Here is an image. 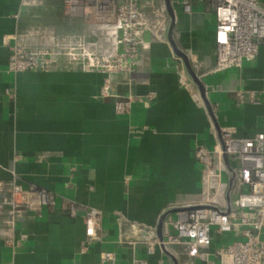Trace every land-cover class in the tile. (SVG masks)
<instances>
[{"label": "crops", "instance_id": "obj_1", "mask_svg": "<svg viewBox=\"0 0 264 264\" xmlns=\"http://www.w3.org/2000/svg\"><path fill=\"white\" fill-rule=\"evenodd\" d=\"M204 8H175V39L210 65L215 18ZM39 21L61 35L85 29L81 18L65 13L64 0H0V180L35 183L56 195L53 207L25 214L12 243L0 218V264H186L158 245L149 253L148 238L124 236L125 229L154 230L164 213H174L172 204L199 198L203 173L195 147L212 148L220 129L233 127L242 136L264 131V103L238 96L241 90L264 96V45L241 66L198 73L212 116L198 85L180 72L167 34L152 41L132 75L114 77L109 96L101 95V72L8 71L14 40L2 38ZM126 99L131 107L117 112L114 103ZM72 206L79 208L74 216ZM91 208L100 216V240L87 246L84 216ZM234 238L215 232L208 261L195 257L193 264H221L215 249ZM106 251L114 261L103 262Z\"/></svg>", "mask_w": 264, "mask_h": 264}, {"label": "built area", "instance_id": "obj_2", "mask_svg": "<svg viewBox=\"0 0 264 264\" xmlns=\"http://www.w3.org/2000/svg\"><path fill=\"white\" fill-rule=\"evenodd\" d=\"M174 9L182 7L192 13L196 3L204 5L215 18L213 39L216 58L205 73L241 66L252 61L264 45V5L260 0H171ZM65 13L84 21L81 33L61 35L45 28L35 33L5 35L3 43H14L8 71H51L79 69L101 72L106 79L101 91L109 96L117 75H132L141 54L152 41H165L169 15L165 0H64ZM204 63H201V66ZM242 101L264 103V96L241 90ZM119 113L131 107V99L114 103ZM227 156L228 162L225 161ZM202 165V190L194 201H179L168 210L162 227V239L148 238L149 253L155 246L174 257L208 261L213 234L235 233L214 251L221 264H264V131L252 136L239 135L233 127L220 129L212 148L195 147ZM225 177V178H224ZM211 199H204L206 195ZM53 191L35 183L23 186L17 180H0V218L4 219L6 242L27 213H39L53 207ZM79 208L71 207L74 216ZM100 216L88 209L84 216L88 246L100 240ZM103 262L114 261L115 254L106 251ZM143 264L133 261L127 264ZM118 264V263H114Z\"/></svg>", "mask_w": 264, "mask_h": 264}, {"label": "water", "instance_id": "obj_3", "mask_svg": "<svg viewBox=\"0 0 264 264\" xmlns=\"http://www.w3.org/2000/svg\"><path fill=\"white\" fill-rule=\"evenodd\" d=\"M165 4H166L167 12H168V15L170 18L169 25H168V31H167L168 41L171 45V48L173 49V52L183 60L191 79L198 85V87L201 91V94L206 101L207 107H208L211 115L213 116L212 108H211L209 101L206 97L204 84H203L200 76L193 69V67L190 63V60H189V56L178 45V43L175 39V27H176V22H177L176 11H175L172 3H171V0H165ZM224 157H225V161L228 162L227 156L224 155ZM166 215H167V213H164L162 215L156 229L153 230L149 227H146V226H143L140 224H133V225H131L125 229L124 236H126V235H133L134 236L135 235V237L137 239L152 238V237H159L160 239H162V227H163V222L165 220Z\"/></svg>", "mask_w": 264, "mask_h": 264}, {"label": "rangeland", "instance_id": "obj_4", "mask_svg": "<svg viewBox=\"0 0 264 264\" xmlns=\"http://www.w3.org/2000/svg\"><path fill=\"white\" fill-rule=\"evenodd\" d=\"M37 1H39V0H37ZM41 1V0H40ZM45 20V19H44ZM47 20V19H46ZM43 21H39V22H37V23H35V24H33V26H29V28H26L24 31H22L23 33H25V34H27L28 32H31V33H35V32H37V31H41V30H43V29H45V28H49V29H53V30H55V32H58L57 30H56V28H54V25H50L49 23H42ZM53 26V27H52ZM85 29L83 28V31H84ZM82 31V32H83ZM175 31H176V29H175ZM59 33V32H58ZM187 55L189 56V60H190V63H191V65H192V67H193V69L196 71V73L198 74L199 72L201 73L202 71H204V66H207L208 67V65H206L205 63L201 66V63H200V60L198 59V58H196L194 55H192L191 53H187ZM179 59H180V67H179V70H180V72H182L183 74L185 73L186 75H185V77L188 75V76H190L189 75V73H188V71H187V69H186V66H185V64H184V62H183V60L179 57ZM213 65V63L212 64H210L209 66H212ZM136 71V70H135ZM179 76H180V73H179ZM181 78H182V76H181ZM103 90V89H102ZM104 97V96H103ZM225 178V177H224Z\"/></svg>", "mask_w": 264, "mask_h": 264}, {"label": "bare ground", "instance_id": "obj_5", "mask_svg": "<svg viewBox=\"0 0 264 264\" xmlns=\"http://www.w3.org/2000/svg\"><path fill=\"white\" fill-rule=\"evenodd\" d=\"M115 106V105H114ZM115 108V107H114Z\"/></svg>", "mask_w": 264, "mask_h": 264}]
</instances>
